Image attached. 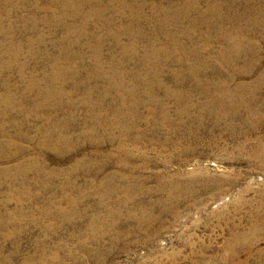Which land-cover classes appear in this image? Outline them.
<instances>
[{"label": "rangeland", "instance_id": "374dc122", "mask_svg": "<svg viewBox=\"0 0 264 264\" xmlns=\"http://www.w3.org/2000/svg\"><path fill=\"white\" fill-rule=\"evenodd\" d=\"M54 1L0 0V141H10L1 149L12 154L0 152V169L30 170L23 181L14 170L0 174V264H264V225L255 217L264 209V160L248 156L264 128L250 131L249 108L220 123L206 117L200 139L179 129L173 147L162 144L165 127L157 141L151 132L135 140L146 131L142 120L131 119L126 138L121 125L130 120L116 117L120 90L110 87L113 65L143 116L154 65L172 89L201 94L196 78L211 79L232 89L245 83V97L264 73V0H95L106 8L85 26L66 7L75 0ZM257 97L264 117V82ZM53 104L60 113L52 123L65 128L43 146L46 119L34 110ZM166 105L178 121L173 102ZM185 147L196 153L179 156ZM189 180L197 195L167 204Z\"/></svg>", "mask_w": 264, "mask_h": 264}, {"label": "bare ground", "instance_id": "6f19581e", "mask_svg": "<svg viewBox=\"0 0 264 264\" xmlns=\"http://www.w3.org/2000/svg\"><path fill=\"white\" fill-rule=\"evenodd\" d=\"M52 1H54V0H52ZM185 2H187V0ZM123 3H125V2H123ZM127 4L132 5L129 3H127ZM122 6L126 7V4H124ZM66 7L70 8L72 10L75 18H77V19L79 18L82 26L87 25V23L89 22V20L91 18L95 17V15H97V14L98 15L101 14L102 10L104 8H106V7H101L98 3L95 2V0H75V3L70 4V6L67 5ZM178 8H180V7H177L176 9H178ZM85 9H86V11H84ZM161 9L167 10L168 7L161 6ZM58 19L60 22L62 21L65 23V16L63 15V13L60 16H58ZM69 29L72 30L71 27ZM235 35H237V32L235 33ZM227 36L228 37H227L226 41H229L231 37H229L230 35H227ZM235 39L236 38L232 37L229 42L233 43ZM236 45H237L236 42H234V44L231 45V48H234V50L241 52L242 50L239 48L240 46L236 47ZM229 47H230V45H229ZM14 50H15L14 53L9 54L8 62L5 64H8L12 61H15L17 51H18V47H15L13 49V51ZM226 50L229 51L228 47L226 48ZM151 55H148L146 57L145 61H147L148 63H150L149 60H151ZM96 60H98V58H96ZM227 64L229 66L231 64V62H227ZM154 67H153V70H155V71H156V69H159L158 66L154 65ZM155 71H152L153 73L149 76L148 79L145 80L147 88H146V91L144 92L145 96H143V97L145 100L144 105L146 106V108L148 110H147V115L143 116V115L139 114V112L138 113L136 112L138 110L137 108L140 107L139 104L142 102V101H140L141 99L138 97L136 99L134 97L132 89L130 90V88L128 89V87L115 82L114 79L116 77L120 76L119 69L116 66H113V65L111 66V72H112L113 76H115V78L112 77V74H111L112 78H111V84H110L111 86L110 87H111V89L114 88V89L120 90V91H118L120 96L117 98V104H119L120 108H122V111L117 112L116 117H118L119 119L122 118L123 121H125V122H128V120H130V122H128V123H130L129 125L126 123L127 127L123 126V125H125V123H123V125H121L123 134L126 136V138L131 139V137L129 136L130 135L129 131L131 128H133V129L136 128V124L132 123L131 119H133L135 121L136 120H138V121L142 120L144 123H147L146 131L143 134H140V135L138 134L137 137L134 138L135 140H142L143 137L145 138V136L147 135L146 133L151 132L152 137L150 138V140L151 141L152 140L157 141V139L155 137L157 130L165 127L166 129H168V131H171V133L162 137V139H161L162 144H165V145L172 144V146L174 147V144H173V141L171 140L170 135L177 132L179 129H181L183 127L187 128L188 132H189V137H191L190 138L191 140L200 139L202 137L203 124H204V119L206 117L213 118V120H215L217 123H220L221 121L226 120V119L232 120L235 116H237L239 110L243 107L249 108L248 119H251L253 122V125H251V128H250V131L252 132V131H254V129H260V128L263 129L264 128V117H263V115L259 114V112L258 113L255 112L257 109L256 107L259 106L258 104L260 102L259 98L257 97V91L259 90V86L264 82V73L261 76V78L257 81V83L252 85L253 86L252 90H250L248 93H246L247 95L244 97V95L241 92H242L243 88L245 87V83H241L237 87L232 89L231 87H229V85H223L222 83L212 81L211 79L206 81V83H201V79L196 78L195 86L200 88L201 94H199L196 91L191 90V89H190V91L189 90L185 91L183 86H181L177 89H172L170 87L163 85L162 82L159 80V78L157 76H155L156 75ZM99 72H101V68L99 69L98 61H96L95 73H99ZM66 73H67V71H66ZM180 83L182 84L183 82H180ZM154 85H157L158 87H160L163 90V93L161 95H159V93L153 92L152 87ZM52 94L49 91L48 98H50L51 100H53V98H54V97L52 98ZM197 94L204 97L203 99H201L202 101L199 100L200 98ZM7 98H9V97H7ZM1 101H2V98H0V102ZM9 101H11V100H9ZM9 101L8 100L5 101L7 108L11 107V105L9 104ZM167 101L173 102V104L176 108L175 114L179 117L178 121H175L169 115L170 110L168 109V107L166 105ZM261 101H262L261 103L263 105L264 99H262ZM40 106L37 105L35 107L34 112L39 113V115L41 114L46 119V123L42 127L43 130H46V132H45L44 136H42V139H41V144L43 146H45V145L49 144V141L51 140V138L53 137L54 134H56V133L59 135L62 134L65 127H64V125H62L60 123H58V124L52 123L53 118H54L53 116H57L60 113V108L58 106H56L55 104L49 105V107H47L46 111H43V109H41ZM41 107H43V106H41ZM22 110H24V108H20V111H22ZM46 125H50V126L45 127ZM47 129H48V131H47ZM238 133H239V131H235L234 135H238ZM61 136L59 137V145L66 143L64 135H61ZM18 137L20 139H30L25 135H20ZM255 139H256V141H259V143L255 144L252 147L250 153H248V156L252 159L264 160V138L261 137L259 139L258 138H255ZM9 142L5 143V142L0 141V152L2 151V149H1L2 146L4 147L7 145H11V143H9ZM64 148L65 147H61V150H63ZM117 151L119 153H121V155H123L125 149L123 146H119ZM2 152L3 153L1 154L2 155L1 158L8 160V159H10V157H12V154L10 152H7V151L5 152V150ZM175 152H176V149H174L173 153H175ZM193 153H196L195 147L194 148L185 147V148H182L181 150H179L178 155L179 156L180 155H192ZM127 157H128L127 155H126V157L123 156L124 159H127ZM100 166H101V164H100ZM28 167H27L26 163H17V165L16 166L14 165V167H8L7 166V167L1 168L0 174L8 175V173L10 174V172L14 170V171H16L17 174H20L19 176H21V179L23 181L28 176V174H27L28 173L27 170H29ZM125 169L130 170V167L129 168L125 167ZM34 171L37 172L38 174H40L39 169H35ZM214 180L215 179H213V178L209 179V181L207 180L208 185L213 184L215 182ZM12 181H13V179H12ZM194 183H195L194 180H189L188 182H186V184L183 186L185 191L181 195H179V193H178L179 190H176V191L173 190V194L172 195L169 194L168 198L166 197L167 200L169 201L167 204L170 203L171 205H173V203H175V202L182 203L184 201V199L191 198V197H194L195 195H197V194H193V192H191V190H190L196 184V183L195 184ZM169 185L172 187H175V186L177 187L178 183L176 180L173 179L172 181L169 182ZM72 189H74V188L72 187ZM65 200H66V198H65ZM71 202L73 203L74 201L69 200L68 203L71 204ZM48 203H49V205H51V203L54 204V200L51 199L48 201ZM75 203H76V201H75ZM6 216H7L6 217L7 221L14 219V216H11V215H6ZM255 217H257V221H261L262 224L264 225V209L257 211V214ZM0 222H1V220H0ZM248 234H250V233H248Z\"/></svg>", "mask_w": 264, "mask_h": 264}]
</instances>
